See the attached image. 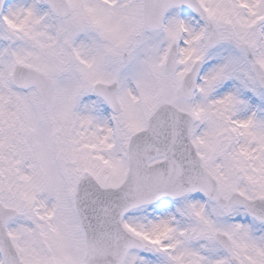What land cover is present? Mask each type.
<instances>
[{
	"label": "snow or ice",
	"instance_id": "obj_1",
	"mask_svg": "<svg viewBox=\"0 0 264 264\" xmlns=\"http://www.w3.org/2000/svg\"><path fill=\"white\" fill-rule=\"evenodd\" d=\"M0 264H264V0H0Z\"/></svg>",
	"mask_w": 264,
	"mask_h": 264
}]
</instances>
